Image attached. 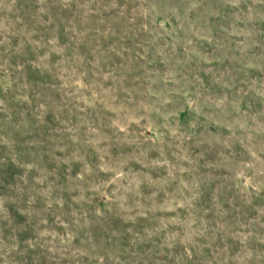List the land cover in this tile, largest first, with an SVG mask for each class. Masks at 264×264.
<instances>
[{"label": "rangeland", "instance_id": "374dc122", "mask_svg": "<svg viewBox=\"0 0 264 264\" xmlns=\"http://www.w3.org/2000/svg\"><path fill=\"white\" fill-rule=\"evenodd\" d=\"M0 264H264V0H0Z\"/></svg>", "mask_w": 264, "mask_h": 264}]
</instances>
